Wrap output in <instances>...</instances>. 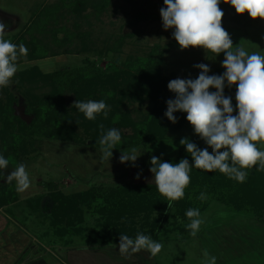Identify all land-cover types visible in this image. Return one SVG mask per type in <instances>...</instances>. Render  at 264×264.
<instances>
[{
  "label": "rangeland",
  "instance_id": "rangeland-1",
  "mask_svg": "<svg viewBox=\"0 0 264 264\" xmlns=\"http://www.w3.org/2000/svg\"><path fill=\"white\" fill-rule=\"evenodd\" d=\"M98 3L102 6L100 12L95 8ZM82 5L85 6L82 8ZM164 6L163 0H0V21L8 26L5 39L17 45L22 43L28 49L27 56L18 60L19 70L12 84L0 88V105L13 98L14 116L22 121L19 125L25 129L37 117L34 106L37 104H30L27 96L31 97L32 93L50 95L56 90L60 92V97H55V107L64 115L57 125V135L46 133V130H51L50 126L39 134L30 135L15 130L10 133L4 123L5 117L2 118L4 114H0V155L9 160L8 168L0 170V182L9 184L5 181L7 174L21 163L26 165L31 180L29 189L22 193L16 191L15 181L9 184L17 195L11 197L14 201L9 206L4 207L5 212L14 218L12 228L16 227L15 223L21 227L15 232L21 237L24 229L42 243V238L49 241L61 238L63 242H68L65 222L60 217L51 219L52 213L48 210L50 204L58 205L55 201L58 193L76 195L99 184L156 186L149 170L152 156L172 163L186 158L192 163L185 146L180 144L182 138L194 142L200 149L212 151L194 133L186 120V113H174L176 123L165 116L167 100L175 99V93L167 85L176 78H197L201 70L194 65L199 63L209 66V75H214L215 69L225 71L222 67L224 54L215 56L202 48L181 50L172 35L174 29L163 28L160 9ZM222 10V26L230 34L233 45L240 44L249 53L260 51L264 54V20L246 29L232 20L236 12L230 4L223 3ZM47 21L50 24L47 25ZM33 42L40 50L38 53L53 50L56 54L30 60L29 51ZM88 60L95 62L100 71L111 77L115 75L117 66H121L124 72L136 69H129V63L131 66L138 63L149 65L148 72L133 73L129 85L123 80L121 84H116L110 77L106 81L105 76L97 75V78L88 81L93 95L84 100H104L109 106L107 121L111 128L121 133V141L117 145L125 140H134L139 144L135 147L141 154L134 163H121L119 160L121 152L133 146L113 149L110 160L102 158L100 143L91 142V139L100 140L101 134L98 133L95 138L92 129L88 131L83 125L78 126L82 122L79 118L82 114L72 105L79 98L64 80L56 89L52 83H45L37 75L20 76L36 67L44 74L68 71L85 66ZM117 86V89L114 88ZM228 89L234 90L235 95V85L231 88L225 85V96L230 94ZM113 92L117 94L114 104L109 103L111 95L108 94ZM112 111L119 114L116 120ZM68 119L71 124L67 123ZM118 120L123 124H118ZM166 122L181 126L165 131ZM257 146L264 150V144L258 143ZM190 177L189 185H194V189L190 188L183 198L190 197L198 203L205 201L200 212L204 222L195 236L186 227L190 221L185 213L179 212L169 225L173 230L169 234L171 240L162 244L161 252L155 256L144 250L130 256L122 255L119 246L109 249L87 247L83 238L78 236H75V245L49 247L45 256L48 251L54 254L50 256L52 264H63L61 261L71 256L68 264H205L203 254L207 251L209 256L216 257V264H262L264 218L259 220L251 211L237 212L233 207L213 200L219 199V194L226 189V181L230 179L218 170L209 173L193 167ZM51 184L53 188L49 187ZM202 193L204 199L199 198ZM84 211L87 223L94 224L98 215L87 208ZM31 214L34 216L26 222Z\"/></svg>",
  "mask_w": 264,
  "mask_h": 264
},
{
  "label": "clouds",
  "instance_id": "clouds-1",
  "mask_svg": "<svg viewBox=\"0 0 264 264\" xmlns=\"http://www.w3.org/2000/svg\"><path fill=\"white\" fill-rule=\"evenodd\" d=\"M164 7L160 9L163 28L174 29L172 35L181 50L202 48L215 56L224 54L221 75H209L207 64L199 63L194 67L201 71L195 79H172L167 87L175 93V99L167 100L165 116L172 123L177 122L176 112L186 113V120L207 145L200 149L194 142L182 138L180 144L192 158V163L186 158L178 163L161 161L152 156L150 172L158 192L168 201L182 199L185 189L191 181L190 172L193 167L206 172L218 170L220 173L243 183L247 171L256 165L264 168V150L257 144H264V54L260 51H247L242 45H233L230 34L222 26L224 16L220 8L221 0H163ZM230 4L239 15L247 13L253 20H264V0H223ZM8 26L0 21V88L12 84L19 70L18 60L26 57L28 49L24 44L17 45L5 39ZM236 86L235 108L232 98L225 96V85ZM215 89L216 91H210ZM72 107L83 113L86 119L94 121L103 114L105 118L110 111L104 100H76ZM234 111L236 114L234 115ZM103 130V125H99ZM121 141V133L111 128L103 133L99 143L102 146V158L110 160L113 149ZM140 150L132 147L122 151L119 157L121 163L135 162ZM9 160L0 155V170H6ZM6 183L15 181L16 191L24 192L31 186L26 165L18 164L7 174ZM204 199L202 193L199 197ZM190 221L186 227L195 236L204 222L199 209H188L185 213ZM163 245L150 236L138 233L135 239L120 234L119 252L130 256L141 250L151 256L161 252ZM205 264H216V257L204 252Z\"/></svg>",
  "mask_w": 264,
  "mask_h": 264
},
{
  "label": "trees",
  "instance_id": "trees-1",
  "mask_svg": "<svg viewBox=\"0 0 264 264\" xmlns=\"http://www.w3.org/2000/svg\"><path fill=\"white\" fill-rule=\"evenodd\" d=\"M85 5H82V8ZM219 6L222 9L223 0H221ZM101 7L100 3L95 5V8H97L99 12L102 11ZM232 20L238 26L246 29L258 25L261 21V19H251L247 13L243 15L236 13L232 17ZM48 24H50V21H47V25ZM38 52H40V50L33 42L31 44V51H29L30 60H36L44 56L47 57L48 55L56 54L53 50L47 53ZM129 64L130 65H127L129 69H136H130V71L124 70L123 72L121 66H117L115 75L112 77L106 75L105 72L100 71V69L96 66V63L90 60L87 61L85 66L69 69L68 71L61 70L50 74H44L36 67L31 69V71L21 73L20 76L24 78L26 74L28 77L37 75L40 78H43L45 83L47 81L52 83L53 88L56 89V86L60 84V81L64 80L77 94L79 101H84L85 98L93 95L91 85L88 81L93 80V78H97V75L98 77H102V75L103 77L105 76L107 78L106 81H108L110 77L114 80V83L116 82V84H121V80H123L129 85V81L130 78L133 77V73L140 72L143 74V72H148L149 70V65L147 66L145 63L134 64V66H131V63ZM223 72L224 71L221 69H215L213 71L214 75H221ZM33 81L36 83L38 82L36 79ZM114 88L117 89L118 86ZM228 91L230 94H227V96L232 98V104L235 108L236 100L233 93L234 90L230 91V89H228ZM108 94L111 95L109 103H113L116 100L117 94L114 92ZM27 97L30 98V104H37L34 105L37 115L36 120L31 126H26L25 129L23 126L19 125L22 121L14 116V99L11 98L8 99L4 105H0V114H4L2 118L5 117L4 123L6 129H8L10 133L15 130L32 135L36 134V132L39 134L42 130L50 126L52 127L51 130H46V133L48 135H57V133H59L57 125L61 123L60 118L64 117L63 113L57 111L55 107L56 100L60 97V92L55 90L54 94L43 96L32 93L31 97ZM55 97L57 98L55 99ZM107 97L110 96L107 95ZM105 100H107V98H105ZM112 112L114 119L116 116H119L116 111ZM81 114L82 115L79 118L82 122H80L78 126L83 125L88 131L92 129V135L95 138H97L99 134L102 136L103 133H106L107 130L111 128L110 123L103 114L98 115L94 121L86 119L83 113ZM183 118L185 119V117ZM124 120L128 121L127 118ZM120 121L118 120L117 123L122 125L123 121ZM67 123L71 124L72 121L68 119ZM101 124L103 125V130L99 127ZM173 125L166 122L164 123L163 130L166 131L171 128L174 129L181 126ZM91 140L92 143L94 142L99 144V140ZM137 145L139 144H136L134 140L127 142L125 140L121 145H116L115 149L119 150L124 147H135ZM245 171L248 173V180L243 183H239L234 179H228V181H226L225 191H222L219 194V199L213 200H217L219 203L226 205L227 207H233L237 212H244L247 210L251 211L256 214L255 217H258L259 220H261L264 218V168H260L259 165H256L250 169H245ZM10 186L11 185L9 184H3L0 182V208L9 206L10 202L14 201L11 197L14 198V195H17L13 193ZM49 187L53 188L54 185L51 184ZM193 187L194 185H188L185 189V193H187L190 188L193 190ZM195 195H197V193H195ZM55 201H57L58 205L55 206L54 204H50L48 209L49 212L52 213L50 217L51 219L52 217H54L53 219H55V217L56 219L60 217L63 222H65V230L67 235L69 234L67 237L68 242L66 243V240L63 242L61 238L58 240L54 239L52 241L42 238L46 249H50L52 247L58 248L59 246L64 247V245L66 247L73 246L75 245V236L83 238V244L87 247L98 249H100V247H107V249H109L108 247L111 246H119L120 234L128 235L130 238L135 239L138 233L148 235L154 241L161 244H168L167 241L171 240V237L169 236L170 231H173L169 226L172 219H174L179 212L186 213V211L190 208L199 209L201 212V204L205 203L204 200H202L201 203H198L199 201L195 202L192 198L188 197L172 202V207L168 208L167 199L158 192L157 187L146 184L123 185L121 187H115L107 184L93 185L87 190L76 195H63L58 193L55 195ZM37 202L40 203V201ZM86 208L89 212H94L98 215L94 224L87 223L88 221L85 217L84 211ZM58 214L61 216H58ZM33 216L34 215L31 214V217L26 219V222H28ZM172 260H174V257H172ZM263 263L264 258L262 259V264Z\"/></svg>",
  "mask_w": 264,
  "mask_h": 264
},
{
  "label": "crops",
  "instance_id": "crops-1",
  "mask_svg": "<svg viewBox=\"0 0 264 264\" xmlns=\"http://www.w3.org/2000/svg\"><path fill=\"white\" fill-rule=\"evenodd\" d=\"M13 221L14 218L6 213L4 208H0V264H20L21 259L24 261L21 264H52L50 256H54V254L48 251L50 254L45 256V250L49 249H46L44 243L36 239L28 230L23 229L22 237L15 233L21 227L15 223L14 227H16L12 228ZM13 249L16 251L11 252ZM72 257L65 258L67 260L61 262L68 264L67 261Z\"/></svg>",
  "mask_w": 264,
  "mask_h": 264
}]
</instances>
